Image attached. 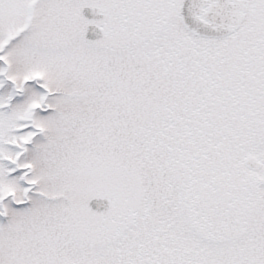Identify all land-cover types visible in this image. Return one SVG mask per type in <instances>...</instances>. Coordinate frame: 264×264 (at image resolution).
I'll return each instance as SVG.
<instances>
[{
  "label": "snow or ice",
  "instance_id": "snow-or-ice-1",
  "mask_svg": "<svg viewBox=\"0 0 264 264\" xmlns=\"http://www.w3.org/2000/svg\"><path fill=\"white\" fill-rule=\"evenodd\" d=\"M0 264H264V0H0Z\"/></svg>",
  "mask_w": 264,
  "mask_h": 264
}]
</instances>
